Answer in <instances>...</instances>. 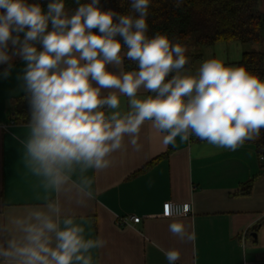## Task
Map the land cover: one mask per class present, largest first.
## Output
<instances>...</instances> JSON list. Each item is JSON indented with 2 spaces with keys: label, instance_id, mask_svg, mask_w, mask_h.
<instances>
[{
  "label": "clouds",
  "instance_id": "clouds-1",
  "mask_svg": "<svg viewBox=\"0 0 264 264\" xmlns=\"http://www.w3.org/2000/svg\"><path fill=\"white\" fill-rule=\"evenodd\" d=\"M125 2L121 13L101 0H73L71 10L67 0H0V77L23 63V165L43 192L36 204L0 210V264H95L94 250L107 241L89 235L79 211L99 194L88 173L109 169L126 140L140 151L145 124L165 147L195 137L231 151L264 129V79L220 57L193 73L186 45L149 35L152 0ZM126 60L136 67L126 69ZM189 210L170 202L158 217L181 243L196 239ZM159 250L168 264L181 259L179 248Z\"/></svg>",
  "mask_w": 264,
  "mask_h": 264
},
{
  "label": "crops",
  "instance_id": "crops-1",
  "mask_svg": "<svg viewBox=\"0 0 264 264\" xmlns=\"http://www.w3.org/2000/svg\"><path fill=\"white\" fill-rule=\"evenodd\" d=\"M208 47L214 57L237 65L245 50L260 46L230 41ZM14 65L10 77H0V210L5 213L36 204L43 196L23 165L20 141L26 124L11 119V100L23 94L16 75L24 65L19 60ZM138 142L140 151L126 140L112 155L109 169L88 173L95 176L99 194L79 211L89 219V235L107 241L94 250L95 264H168L159 247L179 248L177 264L264 260V168L254 145L231 151L191 138L190 143L177 139L175 147H165L150 124L142 128ZM168 200L192 204L185 222L196 234L194 242L181 243L168 232L169 221L158 218ZM127 215L141 216V221L121 225L118 218Z\"/></svg>",
  "mask_w": 264,
  "mask_h": 264
},
{
  "label": "trees",
  "instance_id": "trees-1",
  "mask_svg": "<svg viewBox=\"0 0 264 264\" xmlns=\"http://www.w3.org/2000/svg\"><path fill=\"white\" fill-rule=\"evenodd\" d=\"M42 2L46 3V0ZM101 4L121 13L128 11L127 3L121 7L120 0H101ZM66 7L71 10L76 5L73 0H67ZM148 23L150 36L157 32L167 33L174 42L187 46V67L202 57L203 47L217 42L238 41L248 46H260L245 50L237 65L246 66L264 79V47H261L264 45V0H183L179 7L176 0H152ZM125 67L130 69L136 65L126 60ZM11 104L12 121L27 124L30 116L24 94L13 98ZM244 144L255 146L264 168V129L259 138ZM154 161L147 163L141 171L148 170Z\"/></svg>",
  "mask_w": 264,
  "mask_h": 264
},
{
  "label": "built area",
  "instance_id": "built-area-1",
  "mask_svg": "<svg viewBox=\"0 0 264 264\" xmlns=\"http://www.w3.org/2000/svg\"><path fill=\"white\" fill-rule=\"evenodd\" d=\"M170 202L175 203V204H188V205H190V210H189L187 215H189L193 211V207H192V204L190 202H176V201H172V200H168V201L163 203V210H164V205L167 203H170ZM163 210H162V213H163ZM118 221L121 225H129L130 221H132L134 223L140 222L141 216H138V215L121 216L118 218ZM244 264H264V260H262V261H245Z\"/></svg>",
  "mask_w": 264,
  "mask_h": 264
},
{
  "label": "rangeland",
  "instance_id": "rangeland-1",
  "mask_svg": "<svg viewBox=\"0 0 264 264\" xmlns=\"http://www.w3.org/2000/svg\"><path fill=\"white\" fill-rule=\"evenodd\" d=\"M203 48L204 49L201 50V52L203 54L202 57H201V59L196 60L192 67H190V68L189 67H186V68L191 69V71L193 73L198 69V67L203 62V60L214 57L213 51H212V49L210 47L206 46V47H203Z\"/></svg>",
  "mask_w": 264,
  "mask_h": 264
}]
</instances>
